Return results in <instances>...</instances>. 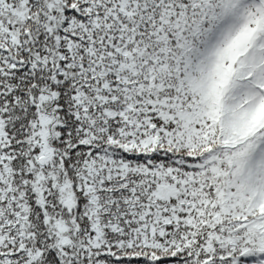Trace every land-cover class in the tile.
<instances>
[{
    "label": "snow or ice",
    "instance_id": "6c2138e0",
    "mask_svg": "<svg viewBox=\"0 0 264 264\" xmlns=\"http://www.w3.org/2000/svg\"><path fill=\"white\" fill-rule=\"evenodd\" d=\"M0 264H264V0H0Z\"/></svg>",
    "mask_w": 264,
    "mask_h": 264
}]
</instances>
